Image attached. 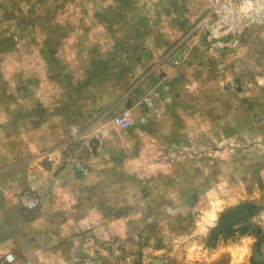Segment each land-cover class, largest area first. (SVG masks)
Masks as SVG:
<instances>
[{
  "label": "rangeland",
  "instance_id": "obj_1",
  "mask_svg": "<svg viewBox=\"0 0 264 264\" xmlns=\"http://www.w3.org/2000/svg\"><path fill=\"white\" fill-rule=\"evenodd\" d=\"M128 8L118 21L115 48L114 19ZM208 8L209 0H0V264H264V112L252 110L263 103L256 102L255 92L261 91L264 101V24L227 37L225 48L210 49L205 33L195 38ZM135 11L150 15L154 33L135 34L136 49L127 50L121 36L134 32L126 16ZM175 17L192 32L173 39L175 46L163 62L175 63L181 43L195 41L200 49L186 48L188 56L209 50L215 54L216 74L243 81L248 113L224 115L228 126L215 131L227 136L223 143L215 141L213 149L228 157H206L212 148L207 116L196 120L191 109L173 111L162 120L166 125L176 121L178 130H162L155 139L159 151L136 153L134 117L139 123H153L169 111L147 110V120L125 108L131 110L133 122L122 129L112 122L114 114L125 110L118 104L111 112L80 106H87L80 91L91 90L80 81L87 65L97 68L89 73L96 81L108 76L99 70L107 58L118 63L124 57L138 70L151 53L138 49L139 42L159 39L162 27H174ZM146 72L136 73L124 92L136 88ZM74 95L80 98L70 97ZM100 123L116 137L119 151H113V157L93 155L94 127ZM239 124L242 128L235 129ZM31 125L36 139L29 135L20 140ZM155 125L160 131L161 125ZM85 127L94 137L83 136ZM53 156L68 160L77 177H88L75 191L74 184H54L52 171L53 198L58 199L43 211V195L22 187L21 180L28 176L32 157ZM63 175L66 184L70 177ZM229 185L238 191H229ZM26 195L37 205L26 206ZM238 206L247 207L249 215L238 217L225 231L218 227L223 215ZM9 252L12 261L5 259Z\"/></svg>",
  "mask_w": 264,
  "mask_h": 264
},
{
  "label": "crops",
  "instance_id": "obj_2",
  "mask_svg": "<svg viewBox=\"0 0 264 264\" xmlns=\"http://www.w3.org/2000/svg\"><path fill=\"white\" fill-rule=\"evenodd\" d=\"M133 7L135 8V5ZM128 10L129 8L120 9L119 12L116 13L117 18L114 20H116L115 22L117 23V25L115 26L116 29L114 31L115 38L112 41L113 44H116L115 48H118L119 42L118 36L120 31L118 28V21L120 20L121 16L123 17L124 12H128ZM193 16L195 15H192L190 17V20H192ZM194 18L197 19L198 17ZM126 19L128 21L127 26L131 27L128 29H134V32L132 33L133 36H121V41H125H122V43L120 44L127 50H133L136 49L135 46H137L134 38L135 34L151 35L154 33V26L152 24L150 15H148L146 11H135L133 15H129L127 13ZM174 19V27H162V31L160 32L161 37L159 39L155 38L156 40H152L151 42L147 40H142L139 42L140 44L138 46V49L151 51V53L147 56L148 61H142L138 64V70L136 69V65L134 64V62L125 63L124 57L123 59H120L118 63H115L113 59L106 57L107 59H105V61L103 62L106 65H103L104 67H99V70L103 73L105 72L106 74H108V76L104 77L103 79L99 78L98 81L94 80L89 73L92 72V69L97 70V68L95 69L93 66H91V69L90 65H87L86 73L83 77H81L80 81L84 82L87 88H90L91 90L88 91V93L80 91V96H84V98L77 97L76 95L70 97H76L77 100L78 98H80L82 99V101L86 102V107L82 105L81 101L80 106L86 108V110L88 111L93 109L99 110L102 108L104 110H107L108 112H111L113 111L116 104H118L119 109L130 108L133 112L135 111L137 113H141L142 119L145 118L147 120L148 118H150V116H148V114H144L147 113V110L152 114L156 106H161L164 108V111H169L166 115H164V117L162 116L160 119H156V121L153 123H150L149 121H146L145 123H139V121L136 120V117H134V123L132 124L131 130L134 133L132 144L135 147L136 153L141 152L142 150L159 151L161 145L155 142V139L156 137L159 138V136H162V130L165 131L168 128L169 130L171 128L175 129L176 131L178 130L176 121L172 125H166L162 121L168 116H171L170 113H172L173 111L175 112V114H177V112L179 114L191 109V113L194 115V117L196 116V120L200 119V115L205 114L208 121V127L206 128L207 138L210 139L212 145V148L207 150L208 152L206 153V157H228L226 154L217 155L215 150L213 149V146L215 141L223 143L226 140V133H224L223 135L219 134L221 127L223 130H225L228 126V120L227 118L223 117L224 115H228L230 112L238 115H245L248 113L246 111L247 106L245 105L247 93L246 89L242 85L243 81L238 76L232 78L224 74H216L213 70V66H215L216 64L214 59L215 54L209 52V50L205 51V53L201 51L200 53L196 54L199 55L198 57H193L194 52L192 51L195 50L194 47L197 46V48L200 49L201 46L200 43H197L195 45V41H192V44L190 45L184 44L186 43L185 41L181 43L182 45L180 46V50L182 48L183 51L181 50V53L178 54L179 57L177 55L178 58H176L175 63L171 64L168 60H164L163 62L162 59L166 55L168 49L175 46L173 45L175 40L174 38L183 39L187 33L192 32V29L188 31L185 29V25L187 23L182 24L177 20V17H175ZM134 26H137V30ZM197 32L198 34L195 35V38L199 40L200 36L205 33V29H200L198 27ZM186 48H191L189 50H192L191 53L193 54L188 56L185 52ZM202 54H205L204 58ZM127 58H129L128 52L126 54V59ZM158 60L162 61L159 62V64L161 63V65L157 64V68H155L154 70L151 69L149 72H146L148 67L152 66V64L154 62H157ZM91 62L92 59H90L86 63L89 64ZM124 66H126V69L122 68ZM143 72H146V74L143 76V78H141L139 85L130 92H128V90L124 92V88H126L127 84L131 82L136 73L141 74ZM165 85H168V88H166ZM79 89L80 88L78 87V90ZM149 95L153 96V98L155 99V105L153 108H148L142 105L143 98ZM168 97L170 98L169 101H167ZM254 97L256 102L257 100L260 103L263 102L260 105H254L255 108L252 109L254 110V114H259L262 111L264 112L262 92H255ZM77 111L79 110L77 109L74 112ZM160 122H162V124ZM154 124H156L155 127L160 124L162 127L161 130L156 132ZM33 125H31L30 131L29 133H27V135L23 132L20 133V140H22V137H25L26 139L29 135L32 138L36 139L35 128ZM102 126L104 127L102 128ZM142 127L148 128L143 129ZM107 128L108 127L101 123L100 125H96V127H94V131L97 132V137H95L94 139L97 142L95 143L97 149L96 153L93 154L95 155L94 157H113V151L115 153L119 151L115 135H113L111 129L109 130ZM241 128L242 127L240 124L235 127V129L237 130H240ZM83 129H85V134L83 136L91 137L92 134L88 131H92V129L89 127H85ZM100 129H104L105 131L108 130V133L110 134H104ZM142 129L148 131H141ZM253 129L254 131H257V127H254ZM98 130H100V132H98ZM216 130L219 131L217 132L219 136L215 135ZM144 136H147L148 138L151 137L152 140L143 142L145 140L142 139ZM92 137L94 136L92 135ZM108 139L110 140V142H105L103 144V141ZM106 147H108L109 150L104 152L103 149H105ZM109 152L110 155L107 154ZM175 157H177V155ZM33 160L34 163L31 166L30 171L28 172V176L24 177L21 180V186L24 188L30 187L32 189H37L39 193L43 195V211H46L50 208L51 204L57 202L54 199H58L56 197L53 198L51 183L52 180L50 178L52 171H55L54 184H59V186L63 187H66L67 184H74L75 191H79V189L81 188L80 185H84L88 177H77L76 172L73 170V165L70 162H67L68 160L61 162V159L55 156L44 157V159H40L39 157H32L31 161ZM18 161L20 164H23L25 158L20 157ZM40 163L42 164L40 165ZM22 168L25 169V166H22ZM258 169L260 171L263 170L262 167H258ZM66 173L68 174L70 179H67V183L64 184L65 182L63 179V174H65L66 176ZM230 185L228 186L229 191H238ZM68 190V192H71V190L73 189L68 188ZM60 193H63V190Z\"/></svg>",
  "mask_w": 264,
  "mask_h": 264
},
{
  "label": "built area",
  "instance_id": "obj_3",
  "mask_svg": "<svg viewBox=\"0 0 264 264\" xmlns=\"http://www.w3.org/2000/svg\"><path fill=\"white\" fill-rule=\"evenodd\" d=\"M264 24V0H209V8L202 27L205 29L206 45L210 49H222L229 45V36L243 34L248 28ZM168 88V85H165ZM169 97L167 101H169ZM166 100V99H165ZM144 105L154 107L155 99L149 95L143 98ZM163 107H155L156 113H162ZM112 122L122 129L128 128L133 122L130 109L116 113ZM26 206H36L37 201L26 195ZM5 259L12 261L13 253H6Z\"/></svg>",
  "mask_w": 264,
  "mask_h": 264
},
{
  "label": "water",
  "instance_id": "obj_4",
  "mask_svg": "<svg viewBox=\"0 0 264 264\" xmlns=\"http://www.w3.org/2000/svg\"><path fill=\"white\" fill-rule=\"evenodd\" d=\"M249 215V209L245 206H238L235 209L225 213L223 218L219 221L218 227H221L224 231L227 227L234 222L238 217H246Z\"/></svg>",
  "mask_w": 264,
  "mask_h": 264
},
{
  "label": "flooded vegetation",
  "instance_id": "obj_5",
  "mask_svg": "<svg viewBox=\"0 0 264 264\" xmlns=\"http://www.w3.org/2000/svg\"><path fill=\"white\" fill-rule=\"evenodd\" d=\"M249 208H250V206H249Z\"/></svg>",
  "mask_w": 264,
  "mask_h": 264
}]
</instances>
